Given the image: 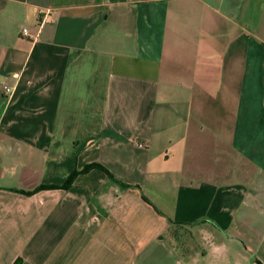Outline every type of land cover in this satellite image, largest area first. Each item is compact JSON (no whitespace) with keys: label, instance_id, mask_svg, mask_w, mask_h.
Returning <instances> with one entry per match:
<instances>
[{"label":"crops","instance_id":"crops-1","mask_svg":"<svg viewBox=\"0 0 264 264\" xmlns=\"http://www.w3.org/2000/svg\"><path fill=\"white\" fill-rule=\"evenodd\" d=\"M0 264H264V0H0Z\"/></svg>","mask_w":264,"mask_h":264},{"label":"trees","instance_id":"trees-1","mask_svg":"<svg viewBox=\"0 0 264 264\" xmlns=\"http://www.w3.org/2000/svg\"><path fill=\"white\" fill-rule=\"evenodd\" d=\"M90 169H99V170H101L102 172H104L109 178H112L111 175H110V174H109L104 168H102V167L99 166V165H91V166H88V167H87L82 173L87 172V171L90 170ZM77 175H78V173H77V172H74V173L69 177V179L66 181V183H65L64 185H62L61 187H40V188L34 190L33 192H27L26 194H27V195H32V194H34V193H37L38 191L46 190V189H49V190H52V189H62V190H64V189H68V188L72 185V183H73V181L75 180V178L77 177ZM178 225H182V224H178V223L175 224V226H178ZM176 233H177V230H176L175 227H174V232H173L174 237H176V236H175Z\"/></svg>","mask_w":264,"mask_h":264},{"label":"built area","instance_id":"built-area-1","mask_svg":"<svg viewBox=\"0 0 264 264\" xmlns=\"http://www.w3.org/2000/svg\"><path fill=\"white\" fill-rule=\"evenodd\" d=\"M22 35L23 36H28V32H27V30L26 29H24L23 31H22ZM3 90L5 91V93H7V94H9V93H11V89L10 88H7V87H3ZM140 147H142L141 145H140Z\"/></svg>","mask_w":264,"mask_h":264},{"label":"rangeland","instance_id":"rangeland-1","mask_svg":"<svg viewBox=\"0 0 264 264\" xmlns=\"http://www.w3.org/2000/svg\"><path fill=\"white\" fill-rule=\"evenodd\" d=\"M174 243L179 247L180 246V240H179V238L176 236V237H174Z\"/></svg>","mask_w":264,"mask_h":264}]
</instances>
